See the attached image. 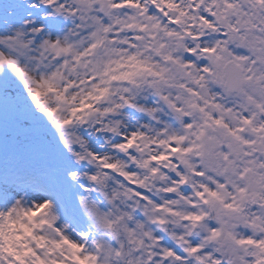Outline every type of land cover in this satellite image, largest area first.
<instances>
[{"label": "snow or ice", "instance_id": "1", "mask_svg": "<svg viewBox=\"0 0 264 264\" xmlns=\"http://www.w3.org/2000/svg\"><path fill=\"white\" fill-rule=\"evenodd\" d=\"M0 264H264V0H0Z\"/></svg>", "mask_w": 264, "mask_h": 264}]
</instances>
